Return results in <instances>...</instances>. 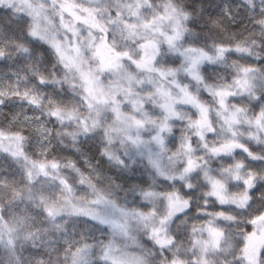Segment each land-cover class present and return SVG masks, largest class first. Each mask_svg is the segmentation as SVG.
<instances>
[{"label": "clouds", "instance_id": "9594fccd", "mask_svg": "<svg viewBox=\"0 0 264 264\" xmlns=\"http://www.w3.org/2000/svg\"><path fill=\"white\" fill-rule=\"evenodd\" d=\"M89 13L103 31L76 19ZM177 21L170 48L153 29L173 35ZM145 38L160 41L152 71L127 57L117 71L100 70L96 43L139 59ZM83 73L96 78L91 87ZM217 89L229 93L224 107ZM185 92L207 109L203 136ZM169 97L171 111L162 107ZM233 112L240 118L229 128ZM262 113L264 0H0V131L23 137L28 160L58 165L30 182V165L3 141L0 264H249L246 238L264 239L251 223L264 217V130L245 118ZM230 141L247 151H212ZM208 176L237 202L211 196ZM39 193L60 208L53 217ZM209 221L222 236L205 249Z\"/></svg>", "mask_w": 264, "mask_h": 264}, {"label": "snow or ice", "instance_id": "6c2138e0", "mask_svg": "<svg viewBox=\"0 0 264 264\" xmlns=\"http://www.w3.org/2000/svg\"><path fill=\"white\" fill-rule=\"evenodd\" d=\"M65 10L71 11V6L68 5L65 7ZM75 16V13H73ZM169 16L171 13L168 14ZM76 19L83 21L84 23L91 24L93 28H96L98 30L103 31L102 25H100L98 22H96L94 16H92L91 13L87 17H80L76 16ZM174 27V34L169 35L163 31H161L159 28L153 29L154 32H159L161 36L164 38V43H166L170 48L175 46V41L179 39L180 31H179V22L177 21ZM133 35H136L135 33H132ZM159 45L160 41L156 38H145L143 39L142 43L138 45L139 49L141 50V55L139 59H132L127 52H119L117 51L111 44L107 43L106 39H102L99 43H96L94 47L93 55L99 60V68L100 70H112L117 71L121 67V58L127 57L131 60V62L136 65L137 68L143 69L146 71H152V65L156 58V54L159 51ZM53 46L59 51V42L53 41ZM200 57H192V66L194 67L195 64L198 62ZM156 71H160L159 69H156ZM243 71L247 72V69H244ZM83 79L85 82L91 87L95 82V77L91 73H83ZM161 75H164L163 72H161ZM133 77L129 76V79H132ZM247 83V81L241 82L237 81V84L241 87H244V85ZM157 92L161 96V98L168 97V92L164 90L163 88H158ZM229 93L224 89H217L215 90V95L219 97V103L222 107H224V99L223 97L227 96ZM186 102L191 103L194 107H196L199 110V118L193 121V125L199 130L198 134L203 136V130L206 128H209V121L207 118V109L204 105H202L199 100L185 92L183 97ZM30 101H34L33 97H28ZM170 97L167 101H165L164 104H162V107H165L167 110L171 111V103H170ZM57 113H53V115H56ZM239 114L238 112H233L229 114V117L226 118V122L229 125V128H231L232 124L239 122ZM246 122L252 124L254 127H256L258 130H264V113L258 115L254 120L248 121L247 118H245ZM137 123H141L140 121H137ZM210 130V128H209ZM23 137L19 133H6L3 131H0V147H3V141L8 142V148L5 150L10 151L11 155L14 157H24V159L28 162L30 167L26 168V176L28 180L31 182L33 180L34 175H44L48 176L49 173L47 171L48 167L50 166L52 169H57L58 165L54 161H31L28 160L26 156H24V153L21 149V141ZM233 147H240L241 149L247 151V148L244 145L236 144L234 141H230L226 143L223 146V149H212V151L217 152L221 150H230ZM194 166V162L189 159L188 160V167L191 168ZM239 166H237L238 168ZM226 174L231 175L233 179H239V172L236 170L228 169L226 170ZM208 184L210 188V195L215 197L216 200H218L220 203H225L231 200L232 202H237V197L235 196H229L226 192L225 188V182L222 179H219L214 176H208ZM251 178L245 179L244 183L250 184ZM61 183H64L62 180ZM67 188V185H65ZM28 197L29 199H33V194L31 188L28 190ZM36 199H39L41 203L44 204L45 211L49 217H53L56 213L60 211V208L56 206L55 203H48L46 201V198L43 193H39L35 197ZM66 200L70 199V197H65ZM240 199H243L240 198ZM173 207L180 205L182 202L177 198L175 200L170 201ZM78 210V209H74ZM217 216H223V212H217ZM264 221V217H257L256 219L252 220V224H258L260 226V233L264 234V223H261ZM208 233V239L203 241H198V243L202 244L203 247L206 249L209 245L212 247H216L221 239L222 233L221 231L213 226V222L209 221L207 226L204 229ZM158 232L159 230H154ZM247 243L244 245V254L246 259L249 261V264H255L256 260V253L258 252L259 248L264 245V239L261 238L260 235H258L256 232L251 233L247 238ZM157 243L165 244L167 241L162 237H157Z\"/></svg>", "mask_w": 264, "mask_h": 264}]
</instances>
